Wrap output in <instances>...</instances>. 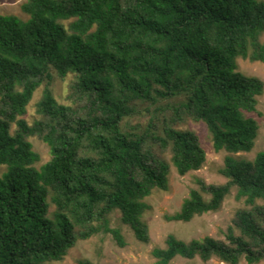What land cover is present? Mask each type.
<instances>
[{
    "label": "trees",
    "instance_id": "obj_1",
    "mask_svg": "<svg viewBox=\"0 0 264 264\" xmlns=\"http://www.w3.org/2000/svg\"><path fill=\"white\" fill-rule=\"evenodd\" d=\"M28 15L0 13V264L61 261L79 240L123 224L151 241L145 201L170 188L172 165L184 176L203 168L207 151L193 130L204 122L215 151H226L223 184L198 180L171 221L218 211L236 188L239 209L226 239L190 241L170 233L155 247L159 264L214 257L227 264L264 260V150L256 112L264 82L238 59L264 62V0H26ZM73 77L72 104L52 88ZM42 119L24 117L35 93ZM149 121L132 123L145 115ZM17 125L13 131L14 125ZM39 136L52 158L29 139ZM170 152V160L163 155ZM79 264H95L81 259Z\"/></svg>",
    "mask_w": 264,
    "mask_h": 264
},
{
    "label": "rangeland",
    "instance_id": "obj_2",
    "mask_svg": "<svg viewBox=\"0 0 264 264\" xmlns=\"http://www.w3.org/2000/svg\"><path fill=\"white\" fill-rule=\"evenodd\" d=\"M26 0H0V13L16 14L23 18L28 15L22 10V4ZM239 69L252 76H257L264 82V62L251 61L246 58L238 59ZM73 77L69 76L62 79L55 75L52 88L59 101L72 104L70 98V84ZM44 86L40 87L35 93L28 113L24 116L29 123L33 124L36 120L42 119L37 112V102L42 97ZM145 115L133 118L132 123L141 122L146 125L149 121L148 111L143 109ZM260 123L259 136L256 146L251 152H240L236 154L240 158L253 160L258 152L264 150V94L259 97L258 109L250 113ZM183 130L195 131L201 139L202 145L207 151V162L197 171H191L188 174L180 175L172 165L170 174V188L168 190L155 189L153 193L145 199L149 204V209L144 215V219L150 226L151 241L146 243L140 241L134 230L122 223L121 213L116 210L111 215V226L119 228L124 236L126 245L122 246L111 233H100L86 240H79L77 244L70 249L69 253L61 261L48 262L46 264H79L81 259H90L95 264H159L157 258L153 255L155 247H166V239L170 233L176 234L179 238L190 241L193 239H202L206 236H213L220 239H226V231L236 217L239 209L248 208L244 199L236 198L237 190L234 188L231 194L226 198L222 207L218 211L208 212L201 216H196L192 221H171L167 215H172L181 209V206L190 194L191 189L199 188L198 180H204L207 184H223L227 178L222 175L221 168L224 166L226 151H215L211 133L207 125L193 119H186L183 123L177 125ZM17 125L13 127L15 131ZM36 151L41 155V160L37 166L47 163L52 154L49 145L39 136L29 138ZM170 160V152L163 154ZM6 170L5 165H0V175ZM169 264H227L220 259H213L204 262L199 257L195 259H186L182 256L176 257ZM239 264H250L242 259ZM256 264H264V260Z\"/></svg>",
    "mask_w": 264,
    "mask_h": 264
}]
</instances>
